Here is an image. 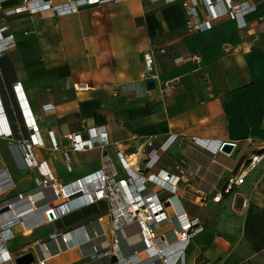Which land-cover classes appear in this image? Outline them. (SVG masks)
Segmentation results:
<instances>
[{
	"label": "crops",
	"instance_id": "obj_1",
	"mask_svg": "<svg viewBox=\"0 0 264 264\" xmlns=\"http://www.w3.org/2000/svg\"><path fill=\"white\" fill-rule=\"evenodd\" d=\"M248 1L256 9L246 15V27L225 16L194 32L186 25L181 1L65 0L38 13L7 14L23 0H0V28L16 40L0 54V101L10 130L0 133V201L37 191L46 174L66 183L100 169L103 149L74 151L68 135L93 138L94 128L102 125L108 136L105 149L120 176L126 173L115 145L131 154L147 139L154 147L137 153L135 170L176 174V166L183 165L193 171L182 177L177 191L188 216L202 226L188 246L185 264H264V159L241 184L225 191L251 152L264 145V0ZM70 4L77 9L61 11ZM147 51L154 57L151 70ZM148 79L155 81L153 88L147 87ZM16 85L24 97L17 96ZM47 103L54 108L46 110ZM34 132L39 165L31 170L22 142ZM231 140L239 145L229 155L220 147ZM5 180L9 184L4 186ZM39 195L37 205L49 196ZM21 208L20 215L0 226V232L11 226L13 237L5 246L12 257L28 252V231H49L30 237L33 250L52 232L104 214L78 217L65 228L54 229L53 222L31 228L27 222L44 215H28V199ZM84 251L64 250L44 264L110 263L109 257Z\"/></svg>",
	"mask_w": 264,
	"mask_h": 264
},
{
	"label": "built area",
	"instance_id": "obj_2",
	"mask_svg": "<svg viewBox=\"0 0 264 264\" xmlns=\"http://www.w3.org/2000/svg\"><path fill=\"white\" fill-rule=\"evenodd\" d=\"M62 1L65 0H23L21 5L8 9L6 13L12 14L22 11H28L32 14L38 13L51 9ZM166 1H181L187 14L186 25L194 32L211 28L225 16L235 19L238 26L244 28L247 26L246 15L256 9V5L250 3L248 0L240 2L234 0ZM76 9L77 5L70 4L65 10L61 11H74ZM3 30V28H0V54L16 45L14 34H5ZM144 58L147 69L151 70L154 64L152 51H147ZM193 58L199 60L200 57L194 55ZM18 85L15 86L17 96L20 98L22 94L24 97L22 90L21 92L19 91L20 86ZM84 86V84H75L76 88H83ZM44 108L52 110L54 105L47 103L44 105ZM3 117L0 101V133L8 134L10 132V130L8 131V123L4 121ZM68 138L74 151H85L100 146L103 149L104 164L100 169L86 175L94 183L90 201L84 202L77 208L68 209L62 214L56 213L57 206H52L50 209H47L48 213H53V219H49L50 221L48 222L50 223L53 220H57L78 209L100 201L107 202L108 210L106 214H100L86 224L52 232L48 238L61 236L62 234V236H65L67 233L74 232L83 227L96 228L99 239L90 243V246L93 248V251L88 254L90 257H109V264H185L188 246L195 234L202 230V226H200L198 219L188 216L181 204L177 191L182 177L192 176L193 171L188 170L183 165L176 166L178 170L176 174L164 171L163 173L145 175L143 172L135 170L134 166L138 163L137 153L141 152L145 147H154V142L147 139L141 144L139 150L131 154H127L125 148L123 149V147L115 145L117 159L121 168L126 173L125 176H120V171L105 149L108 136L104 126L101 125L94 128L93 138L82 139L79 132L70 133ZM38 142L35 139V132L31 134L30 141L22 142L25 164L31 170L36 169L39 165L33 151V146ZM225 143L232 145L229 152L223 150ZM238 145L239 141L237 140L227 141L222 143L220 150L231 155ZM133 156H135L134 159ZM263 159L264 145L260 149L251 152L240 174L229 178L225 191L229 192L233 185L241 184L247 173L256 168ZM66 160L67 162L69 161L67 155ZM127 163L137 173V176L130 171ZM68 167L71 168L69 162ZM137 178L143 179V182H138ZM79 180L77 178L70 182L61 183L57 181L56 177L46 174L42 181H45L48 187H54L57 197L50 204L54 205L55 202L65 204L69 198H76L79 191L75 188L74 183ZM149 181L153 182L157 188H149ZM39 182V179L36 178V183ZM2 184L5 186L9 183L5 180ZM21 196L28 197V193H19L17 198ZM6 202V200L0 201V207ZM8 204L10 205V203ZM8 211L0 214V226L3 225L1 223L7 221L8 217L3 218V216ZM48 222L45 219L39 222L31 220L27 222V225L29 224L31 228H36ZM10 227L9 224H6L0 232V264H17V257L10 256L5 246L6 241L13 237ZM126 233H129V235L126 236ZM75 247L81 248L79 243L73 242L65 245L62 251ZM62 251L57 254L62 253ZM112 256L116 257L114 262H111ZM48 257L53 256L50 255ZM47 258L41 259L38 262L36 260V262L44 264Z\"/></svg>",
	"mask_w": 264,
	"mask_h": 264
},
{
	"label": "bare ground",
	"instance_id": "obj_3",
	"mask_svg": "<svg viewBox=\"0 0 264 264\" xmlns=\"http://www.w3.org/2000/svg\"><path fill=\"white\" fill-rule=\"evenodd\" d=\"M21 103H22L21 105L22 109H24L25 114L28 117V121L32 122V116H31L30 110L28 109V107H26V104H24L23 101H21ZM36 137L37 136H35V139L39 140ZM127 165L130 171L135 176H137L136 175L137 173H135L133 169L129 166L130 164L127 163ZM78 179L80 180L75 182L74 186L75 188L78 189L79 194L74 199L69 198L67 203L63 204L62 202H55L54 205H51L50 202L55 201L57 199L55 191H54V187H48L45 181H41L40 184L38 185L37 191L36 190L31 191V192L28 191V197L21 196L17 198V200L15 201H10V202L7 201L4 205H8V206L11 205V208L8 211V213H6V215L3 216V218H7L9 216L10 218L17 217L18 215H20L21 209H22L21 208L22 203L26 201L27 199H28V210H29L28 215L41 211L47 222L50 221L49 219H53V215L50 214L51 212L48 213L49 211H47V209H50L52 206H57L56 213L62 214L68 209L77 208L81 206L84 202H89L90 199L92 198V191H93L92 189L94 187V183L93 181H91L90 177L86 175ZM137 179H138V182H143V179H140V178H137ZM39 193H41V195L49 194V196H47L48 197L47 200L41 205L36 204L37 196L35 195H38ZM217 199H220V196H218ZM8 203H10V205ZM13 212L17 214H14ZM62 235L54 236L51 238H45V239H41L37 241V243L33 247V250L31 251L35 259L36 260L38 259V261H40L41 259H45L50 255L57 256L56 254L62 251L65 245H68L69 243H73V242L79 243L80 246L84 248L85 255H88L91 251H93V248L90 246V243L93 241H98L99 239L97 237L96 228H88V227L77 229L71 233L69 232L65 236H62ZM127 235H129V233H126V236ZM39 247L40 249H38Z\"/></svg>",
	"mask_w": 264,
	"mask_h": 264
},
{
	"label": "rangeland",
	"instance_id": "obj_4",
	"mask_svg": "<svg viewBox=\"0 0 264 264\" xmlns=\"http://www.w3.org/2000/svg\"><path fill=\"white\" fill-rule=\"evenodd\" d=\"M147 147H145L142 151L146 150ZM142 151L140 152V154L142 153ZM135 158V156H133V159ZM138 159H139V155H138ZM148 184H152L155 186V184L153 182H148ZM149 186V185H148ZM107 210H108V207H107V204L106 202L102 201V202H99V203H94L93 205H90L88 207H85L79 211H76L64 218H61L59 220H53V225L52 227L55 229L57 228L58 226H61V227H67L69 226V224H71L72 222H74L76 220V218L78 217H82V216H85V215H94V214H98V213H104L106 214L107 213ZM49 231H41V230H37V231H28V252L32 251V241L30 239V237H35V238H39L40 236L42 235H45L47 234ZM26 234V233H25ZM23 233V235H25ZM31 264H38L37 262H33Z\"/></svg>",
	"mask_w": 264,
	"mask_h": 264
},
{
	"label": "water",
	"instance_id": "obj_5",
	"mask_svg": "<svg viewBox=\"0 0 264 264\" xmlns=\"http://www.w3.org/2000/svg\"><path fill=\"white\" fill-rule=\"evenodd\" d=\"M146 84H147V87L150 89V88H153L155 86V81L153 79H148L146 81ZM232 148V145L229 144V143H225L224 146H223V150L229 152ZM10 209V206L8 205H2L0 207V214L2 212H5V211H8ZM51 215H53V213L51 212L50 213ZM116 260V257L115 256H112L111 257V262H114ZM36 262V259L35 257L33 256V253L30 251V252H27V253H24L20 256H18L16 258V263L17 264H31L33 262Z\"/></svg>",
	"mask_w": 264,
	"mask_h": 264
}]
</instances>
